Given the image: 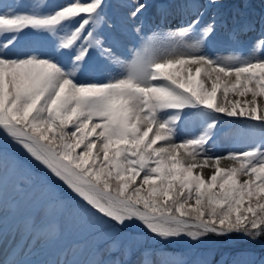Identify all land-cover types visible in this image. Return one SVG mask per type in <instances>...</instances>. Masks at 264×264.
I'll list each match as a JSON object with an SVG mask.
<instances>
[{
  "label": "snow or ice",
  "instance_id": "1",
  "mask_svg": "<svg viewBox=\"0 0 264 264\" xmlns=\"http://www.w3.org/2000/svg\"><path fill=\"white\" fill-rule=\"evenodd\" d=\"M106 7L105 0L0 3V133L106 227L86 246L74 245L82 259L56 264H130L133 249L120 230L133 225L164 242L264 236V31L249 55H209L225 7L209 0L218 10L209 23L201 26L200 13L166 33L170 42L153 34L122 59L118 36L101 32ZM129 7L135 20L146 5ZM259 23L264 29V15ZM249 25L239 11L232 17L233 32ZM112 68L119 77L81 79ZM222 116L254 133L243 149L218 155ZM189 123L190 134L178 139ZM66 208L54 194L33 205L18 226L22 238L59 239Z\"/></svg>",
  "mask_w": 264,
  "mask_h": 264
},
{
  "label": "rangeland",
  "instance_id": "2",
  "mask_svg": "<svg viewBox=\"0 0 264 264\" xmlns=\"http://www.w3.org/2000/svg\"><path fill=\"white\" fill-rule=\"evenodd\" d=\"M105 2L107 5V24L101 29V32L102 35L109 38L113 35L118 36L119 44L116 46L115 51L122 59H131L132 53L140 48L153 34H158L157 39L159 41L168 43L173 38L167 36L166 33L185 25L200 13H203L200 17V23L203 26L209 23L218 11L207 7L209 0H140L146 7L135 20H132L128 15L131 10L129 5L133 4L135 0H105ZM220 2L225 7L219 10L222 15L217 17L216 30L212 34L205 51L212 56H225L234 52L249 55L258 41L260 33L264 31L259 23L261 16L264 15V0H247L249 6H241L239 9L236 6L241 3V0H220ZM0 3L26 7L28 0H0ZM49 3L50 5H59L64 3V0H49ZM177 8L180 17L170 19L173 13L175 14L173 9L177 11ZM238 11L242 14L243 19L250 21V25L248 28L233 32L232 17ZM164 16L170 21L164 20ZM225 19H227L226 25L224 23ZM108 24L113 27L109 28ZM137 27L140 29L139 32L135 30ZM242 37H246L245 40L242 41ZM96 60L97 54L93 52L91 62L95 64ZM119 75L120 72L112 68L103 73H86L81 79H106L110 76L119 77ZM192 127L193 124L191 123L182 126L178 139L189 135ZM255 131L258 138V130ZM253 133V129L243 126L242 120L222 116V123L216 130V154L223 155L225 152L233 150L237 144L243 149ZM0 156L4 157L3 160H0V166L4 167L0 169V202L3 204V217H0V226L7 227L4 235L19 232L18 226L28 215L31 207L41 201H46L49 195L54 194L58 200L67 205L64 212L63 234L57 240L41 238L35 241L36 245L41 247L37 249L39 251H36L33 256L46 253L47 258L44 263L47 260L53 262L54 259L59 261L63 259H82L81 254L73 252L74 245L86 246L93 237H98L106 231L105 225L83 213L78 204L65 202L58 191L50 189L47 183L40 181L35 171L31 169L30 163L34 164L33 159L2 133H0ZM12 157H15L17 161L20 160L18 168L13 170L10 168L11 164L9 162ZM230 163L232 162L227 161L225 164L227 166ZM51 179L54 180V178ZM120 231L129 238L133 249L132 255L128 258L130 264H141V261H146L147 264H165L166 261H183L185 264H201V262H204V264H245L248 257H250L249 249L237 247L236 245V248H233V253L229 254V246H224L221 243L248 240L264 246V244L259 243L260 238L250 240L244 236L232 235L222 237L224 240L213 243H209L204 238L199 243L192 242V247L181 243V239L177 238L170 242L166 241L164 248L161 249L160 247H154V242L142 244L141 239L139 240L137 235L134 236V233H137L135 229L126 228ZM145 233L142 228L139 234L140 238ZM3 242L4 240L0 241L1 246ZM4 249L6 253L9 247ZM167 249H176V251H168ZM145 250H150L149 254L144 255ZM217 250L223 252L219 258L213 256ZM51 261L50 263H52Z\"/></svg>",
  "mask_w": 264,
  "mask_h": 264
},
{
  "label": "trees",
  "instance_id": "3",
  "mask_svg": "<svg viewBox=\"0 0 264 264\" xmlns=\"http://www.w3.org/2000/svg\"><path fill=\"white\" fill-rule=\"evenodd\" d=\"M17 155H19V153H17ZM12 162L14 164H16V166H17V164H18L17 160H14ZM30 165H31L32 169L35 171L37 177L39 179H43V182L47 183L49 188L57 190L61 194V196L65 202H68L71 204H75V203L78 204L76 202V200L73 199L72 194L66 188V186H64L62 183L54 182V180L51 179L52 178L51 175L47 172L46 169L43 168V166L39 165V163L35 162V161H34V164L30 163ZM16 166H15V168H16ZM126 228L135 229L137 231V233H134V236L137 235V238H139V240L141 239L142 242L143 241L145 243L154 242L155 243L154 247H160L161 249L164 248V243H165L164 241H158V240L150 239V238H148L146 233L144 234L143 237L140 238L139 234H140V231L142 230V227H140L138 225H133V226L126 227ZM126 228H124V229H126ZM124 229H121V230H124ZM259 238L264 240V236H261ZM175 239H177V238H173L167 242L173 241ZM179 239H181V243L189 245V247L193 246L192 241H190L187 237H180ZM206 239L209 241V243L224 240L222 237H216L213 235H209L208 237H206ZM241 243H245V244H241ZM221 244H223L224 246L225 245L229 246V249H228L229 254L233 253V248L234 247L236 248V245H237V247H243V248L249 249L250 257H248L247 262L245 264H258V263L264 262V246H261L260 244H255L254 242L248 241V240H245V241L234 240L232 242H226V243H221ZM172 250H175V249H172ZM222 253H223L222 250H217L214 252L213 256H215V258H219L222 255Z\"/></svg>",
  "mask_w": 264,
  "mask_h": 264
},
{
  "label": "bare ground",
  "instance_id": "4",
  "mask_svg": "<svg viewBox=\"0 0 264 264\" xmlns=\"http://www.w3.org/2000/svg\"><path fill=\"white\" fill-rule=\"evenodd\" d=\"M171 7L170 9H172ZM173 8L175 9V7ZM174 9L173 11L175 14L173 13L172 18L170 19H177L180 17L178 8L177 11ZM226 162L227 161H221V166H223ZM6 229V226H0V231L3 233V237L0 241L4 240L2 246L0 245V264H56V262L59 261L54 259L53 262L50 260L52 263H50L49 260L44 263L47 258V255H45L46 253H39L33 256L36 251H39L37 249L41 247L36 245L35 241L37 240L28 239L26 236L22 238L20 232L4 235L6 233ZM26 240L27 242H25ZM8 247L9 250L5 253L4 248L8 249Z\"/></svg>",
  "mask_w": 264,
  "mask_h": 264
}]
</instances>
